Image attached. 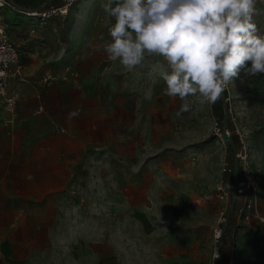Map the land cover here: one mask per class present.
<instances>
[{"label":"rangeland","instance_id":"374dc122","mask_svg":"<svg viewBox=\"0 0 264 264\" xmlns=\"http://www.w3.org/2000/svg\"><path fill=\"white\" fill-rule=\"evenodd\" d=\"M42 2L21 0L30 8ZM102 3L80 0L65 20L39 28L47 34L39 41L63 53L57 60L62 68L70 65L81 74L96 65L111 101L130 111L115 116L111 129L119 136L80 181L68 233L75 254L56 259L57 264H213L216 233L226 224L230 203L219 199L216 188L225 181V162L241 166L237 185L246 175L258 184L241 195L239 212L231 216L232 244L224 245L228 264H264V74L247 77L241 71L226 89L228 134L237 145L233 153L222 140L221 98L213 104L197 93L192 109L178 118L181 101L165 94L159 75L162 57L146 54L129 71L96 50L111 40ZM257 8L255 22L264 31V0H257ZM0 17L7 38L18 44L17 32L31 19L13 6ZM228 179L232 193V176ZM246 201H252L251 208H244Z\"/></svg>","mask_w":264,"mask_h":264},{"label":"crops","instance_id":"0c3cea01","mask_svg":"<svg viewBox=\"0 0 264 264\" xmlns=\"http://www.w3.org/2000/svg\"><path fill=\"white\" fill-rule=\"evenodd\" d=\"M41 1L26 8L39 9L47 0ZM62 2L52 0L50 5ZM26 24L17 40L30 82L21 86L12 129L5 127L6 115L0 111V264H57L56 259L75 254L68 233L80 181L89 177L97 156L119 136L111 129L117 124L115 116L130 111L111 101L96 65L91 73L80 69L79 84H38L42 75L62 70L57 60L63 53L49 41H39L47 34L37 31L31 36L33 19ZM39 107L43 112L36 114ZM73 109L80 114L68 120Z\"/></svg>","mask_w":264,"mask_h":264},{"label":"clouds","instance_id":"9594fccd","mask_svg":"<svg viewBox=\"0 0 264 264\" xmlns=\"http://www.w3.org/2000/svg\"><path fill=\"white\" fill-rule=\"evenodd\" d=\"M101 7L111 40L96 50L129 71L146 54L162 57L159 75L165 94L181 101L178 118L192 109L197 93L214 104L241 71L264 74L257 0H104ZM79 114L73 109L67 119Z\"/></svg>","mask_w":264,"mask_h":264},{"label":"built area","instance_id":"2783aa9c","mask_svg":"<svg viewBox=\"0 0 264 264\" xmlns=\"http://www.w3.org/2000/svg\"><path fill=\"white\" fill-rule=\"evenodd\" d=\"M79 1L80 0H63L62 4L59 6L49 5L44 9L27 11L25 13L26 16L35 21V24H32L30 30L31 36H35L37 31H39V28L44 27L52 20H65ZM7 6H12L9 0H0V13L2 12V9ZM1 20L2 17H0V22ZM29 82L30 80L25 75L21 62L20 45L10 41L0 25V111L6 115L4 122L5 127L12 129L16 124L18 119V106L22 100L21 86ZM58 82L79 84L80 74L73 67L67 65L64 66L60 72L42 75L37 81L38 84L45 87H51ZM42 112L43 107H39L36 114ZM223 171L224 173H230L232 171V168H230V162H225ZM257 187L258 184L256 183L254 176L246 175L242 183L237 185V191L240 196H243L246 192L256 190ZM216 188L219 199L222 202H228L231 197V191L228 189L225 181L222 180L219 182ZM244 205V208H251L252 201H246ZM244 218L249 219V215ZM262 222L264 223V219H262ZM221 232V229L217 231L216 242L220 239ZM216 255L218 257V248L216 250ZM214 260H216V258Z\"/></svg>","mask_w":264,"mask_h":264},{"label":"trees","instance_id":"16d2710c","mask_svg":"<svg viewBox=\"0 0 264 264\" xmlns=\"http://www.w3.org/2000/svg\"><path fill=\"white\" fill-rule=\"evenodd\" d=\"M10 3L14 4V5H18L20 7H22L23 9H25L26 11L29 9L26 8V4H22L21 0L17 1H13V0H9ZM50 1V3L48 4V6L51 4L52 0H47L45 1L43 4H41V6L39 7V9H42V7L48 2ZM47 6V7H48ZM227 98V92L226 90L222 93L221 95V102H222V122H220L222 131L224 129V121H225V100ZM228 106V105H227ZM220 123H217L218 125H220ZM228 146H230L231 148V152H235L237 145L235 143V141H233L231 139V142L228 144ZM232 176V182H233V187L234 189L232 190L231 193V197H230V203H229V208L226 214V224L227 227L225 228V225L223 226V228L221 229V237L218 240L217 244H218V257L216 258L214 264H228L229 262V254L227 250H224V245H227V247L231 246L232 244V232H233V221L231 220V216L233 213L237 214L239 212V209L241 207L242 204V196H240V194L238 193L236 198L234 197V190L236 187V184L238 183L240 176H241V166L239 167L238 164V169H237V164L234 165V167L232 168V171L230 173H224L223 175V179H225L226 182L229 183V176ZM244 178V177H243ZM227 183V184H228ZM233 205V207H232Z\"/></svg>","mask_w":264,"mask_h":264},{"label":"water","instance_id":"95a60500","mask_svg":"<svg viewBox=\"0 0 264 264\" xmlns=\"http://www.w3.org/2000/svg\"><path fill=\"white\" fill-rule=\"evenodd\" d=\"M10 2V1H9ZM50 3V1H48L43 7L42 9L46 8L48 6V4ZM11 5L18 9L19 11L23 12V13H26L27 11L25 9H23L22 7L18 6V5H14L11 3ZM228 114H229V110H228V106H227V103L225 101V121H224V129H223V134H222V140L224 141V143L226 145H228L230 142H231V138L228 134V122H227V118H228ZM237 169H238V163H237ZM238 194V191H237V184H236V187H235V190H234V197L236 198ZM233 207V205H232ZM227 227V224L225 225V228Z\"/></svg>","mask_w":264,"mask_h":264},{"label":"bare ground","instance_id":"6f19581e","mask_svg":"<svg viewBox=\"0 0 264 264\" xmlns=\"http://www.w3.org/2000/svg\"><path fill=\"white\" fill-rule=\"evenodd\" d=\"M8 7H12V6H7V7H5V8H8Z\"/></svg>","mask_w":264,"mask_h":264}]
</instances>
